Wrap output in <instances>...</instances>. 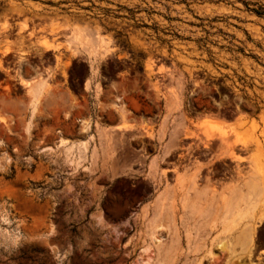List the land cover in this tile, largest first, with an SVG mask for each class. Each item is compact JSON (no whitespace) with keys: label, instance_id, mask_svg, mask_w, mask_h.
Instances as JSON below:
<instances>
[{"label":"rangeland","instance_id":"1","mask_svg":"<svg viewBox=\"0 0 264 264\" xmlns=\"http://www.w3.org/2000/svg\"><path fill=\"white\" fill-rule=\"evenodd\" d=\"M78 33L93 50L75 56ZM43 74L54 99L28 131L24 77ZM251 170L264 0H0V264H231L220 236L264 197L213 226L183 197L221 203ZM253 237L235 264H264V217Z\"/></svg>","mask_w":264,"mask_h":264},{"label":"bare ground","instance_id":"2","mask_svg":"<svg viewBox=\"0 0 264 264\" xmlns=\"http://www.w3.org/2000/svg\"><path fill=\"white\" fill-rule=\"evenodd\" d=\"M65 42L68 45L67 47H69L68 49L75 56L76 55L80 56V54H83L82 52L85 50H87V51L93 50L91 42L89 41V39H86V38L84 39V36L81 33L68 35L67 38L65 39ZM44 44L47 47V44L46 43H44ZM95 51H97V50H95ZM95 53H97V52H95ZM24 82L29 88L30 102H31V106H32V104H34L36 102V100L38 99V96H39L42 88L44 87L43 86L44 81H43V79H37V80H33V81H26L25 80ZM32 110H33V108H30V112H32ZM88 123H87V125H88ZM28 126H29V122L26 125V130H28ZM103 138H105V140H107L109 138L108 132L103 134ZM61 146L64 147V150L67 153H71L74 151L76 153H78L80 151L79 145L67 142L66 139L61 140ZM252 171L253 170H251L250 174L246 173L247 175L245 177H243V179L241 177V179H239V181L240 180L241 181L239 183L237 182V185H235L233 183L231 184V185H233L232 186L233 188L232 189L230 188L231 190L228 188L230 190L229 195L227 194L228 196H224V199L222 198L221 203H218L220 200L217 202L218 199L216 198V196H217V194H219V193L221 194L223 192H219L217 194L214 193L215 196H209L211 193L208 190L207 191L209 193L205 189H199V188L197 189L196 188L197 186L195 187V185H190L185 190L186 191L184 193L185 196L184 197L182 196L184 198L183 202H184V204H188V205L190 204L191 205L190 208L198 211L197 213H201V214L206 213L209 216V218H208L209 222H211L212 220H213L212 222H214V220H215L214 218H218L217 220L223 219L224 221L225 220L229 221L230 218L227 219L228 217L234 216L235 218H238V215L241 214V212L244 213V215L247 212L253 213V210H255L254 208L256 207V210H257V208H258L257 206L260 204L259 202L261 201V199L263 200V197H264V179L260 176V173L258 171H257V173L255 172L256 170L253 172ZM189 180H191V179H189ZM187 186H188V184H187ZM229 190H226V192H228ZM256 210H255V212H256ZM253 214L248 215V217L250 216V219L248 218V221L244 220V222H241V223L237 222L236 224L235 223L232 224L233 229L227 235H225L226 236L225 238L223 237L224 239H222L221 236H220L221 240L218 238L219 236L217 237V239L220 240V241L218 240L219 244H217L218 249L220 251H224V252L228 253L230 256V259L233 258L232 260H230L231 264L232 263L235 264L236 263L235 260L239 261L238 260L239 258L236 257L238 253H242V252H248L249 253L253 247V244H254L253 234H254L255 227L258 225V223L264 217L262 215L258 216L256 214L255 215H253ZM244 215L242 216V214H241V217H244ZM245 219H247V217ZM155 221L160 224V220L158 218L155 219ZM224 221L223 222L221 221L222 225L223 224L226 225L227 223H229V222L224 223ZM235 221H236V219H234L233 222H235ZM238 221H239V219H238ZM212 222H211V225H212ZM217 222L218 221H216V223ZM218 223L220 224V222H218ZM213 224H215V223H213ZM204 225H206V224H204ZM222 225H221V227H222ZM225 230H227V229H225ZM225 230H223V231H225ZM225 232H221V233H225Z\"/></svg>","mask_w":264,"mask_h":264},{"label":"crops","instance_id":"3","mask_svg":"<svg viewBox=\"0 0 264 264\" xmlns=\"http://www.w3.org/2000/svg\"><path fill=\"white\" fill-rule=\"evenodd\" d=\"M33 77L32 75H26L24 77V80L26 81H32ZM44 81V87L42 88L38 99L36 100V102L34 104H32L31 106V102H30V96L29 93H27V87L24 86L26 92V99L28 97V101L30 103V107H29V113L27 115V118H29V124L31 125V127L34 126V123L36 122H42V119L40 118V110L43 107H50L52 106V102L54 99V89L52 88V86L54 85L53 80H52V75L47 76L46 74H43L42 78ZM92 85L94 86V82L92 83ZM30 108H33L32 112H30ZM67 108V106H66ZM69 108V106H68ZM49 122V121H48Z\"/></svg>","mask_w":264,"mask_h":264}]
</instances>
